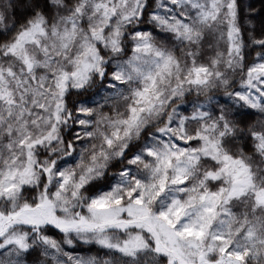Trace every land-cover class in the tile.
I'll use <instances>...</instances> for the list:
<instances>
[{
  "label": "snow or ice",
  "instance_id": "snow-or-ice-1",
  "mask_svg": "<svg viewBox=\"0 0 264 264\" xmlns=\"http://www.w3.org/2000/svg\"><path fill=\"white\" fill-rule=\"evenodd\" d=\"M0 264H264V0H0Z\"/></svg>",
  "mask_w": 264,
  "mask_h": 264
}]
</instances>
